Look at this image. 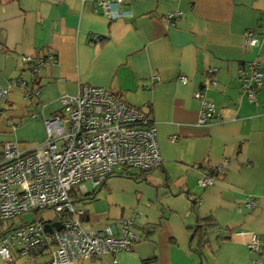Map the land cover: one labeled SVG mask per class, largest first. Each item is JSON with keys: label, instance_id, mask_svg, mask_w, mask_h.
I'll use <instances>...</instances> for the list:
<instances>
[{"label": "crops", "instance_id": "crops-1", "mask_svg": "<svg viewBox=\"0 0 264 264\" xmlns=\"http://www.w3.org/2000/svg\"><path fill=\"white\" fill-rule=\"evenodd\" d=\"M104 1L0 0V87L9 86L0 102V164L5 143L27 154L44 142L43 121L59 113L61 95L84 84L107 89L147 107L160 162L138 180L107 177L87 189L90 199L74 196L90 231L108 225L116 231L131 219L137 237L130 251L76 264H253L248 238L236 232L255 233L264 243V82L252 104L239 70L264 65V0H126L110 8L116 19L108 18ZM176 12L182 15L169 23L166 16ZM247 31L257 40L249 49ZM25 55L55 62L34 74L21 62ZM20 77L26 86L16 83ZM209 77L216 85L203 87ZM200 91L219 115L206 124L194 98ZM225 162L211 186H198L200 167ZM251 199L254 208L243 211ZM205 218L208 245L200 247L192 230ZM220 228L227 232L219 235ZM11 255L0 264H48L50 257L47 250L21 255L18 247Z\"/></svg>", "mask_w": 264, "mask_h": 264}, {"label": "built area", "instance_id": "built-area-1", "mask_svg": "<svg viewBox=\"0 0 264 264\" xmlns=\"http://www.w3.org/2000/svg\"><path fill=\"white\" fill-rule=\"evenodd\" d=\"M100 5L109 9V19H116L120 14L110 8L124 6L126 0H109ZM180 15V12L170 13L166 20L173 24ZM244 36L246 49L257 45L255 31H247ZM21 62L33 73H38L48 62H55V57L25 55L21 56ZM214 71L210 69L207 74ZM178 79L183 84L187 82L184 76ZM239 80L247 100L256 104L257 93L263 87L264 65L255 61L241 66ZM15 81L26 86L21 77ZM211 85L215 86L216 81L209 77L203 87ZM8 94L9 86L0 87L1 103L6 101ZM194 98L200 101V124L219 118L216 108L205 99L202 91L194 93ZM59 104V113L44 119L46 138L33 151L21 154L12 142L3 146L0 221L13 220L25 213L53 212L48 220L21 223L1 236L0 258L4 262L12 261L11 251L18 247L21 255L27 256L47 250L48 264H76L130 251L137 240L131 219L122 220L116 231L110 225L103 230L90 231L83 225L84 209L76 206L73 199L88 194L85 183L97 189L117 168L149 172L159 165L156 131L147 107L129 105L109 90L87 84L80 85L75 94L61 95ZM225 164L200 167L198 186H211ZM254 206L251 199L243 203L242 210L247 212ZM134 216L135 213L131 215ZM56 223L61 225L60 230L56 229ZM46 225L51 231L46 230ZM226 232L223 228L217 231L219 235ZM236 235L248 238L246 245L253 255L252 262L261 264L262 239L246 231H238Z\"/></svg>", "mask_w": 264, "mask_h": 264}, {"label": "trees", "instance_id": "trees-1", "mask_svg": "<svg viewBox=\"0 0 264 264\" xmlns=\"http://www.w3.org/2000/svg\"><path fill=\"white\" fill-rule=\"evenodd\" d=\"M34 74H37V73H34ZM120 169L121 170L118 173L114 171L108 177H111V176H113L115 174H118V175L123 176V177H127V178H132V179L138 180V178H141V176L143 175L142 173H146V172H142V171H140L138 173H134L133 171H131L132 169L127 168V167H120ZM92 194H93V192L92 193H88V194L84 195L83 198L84 199H90ZM208 220H209V218L197 220V225L192 230V239L194 240L195 238H199L200 239V241H199L200 243L198 245H201L200 247H207V245H208V239L206 237L207 234H208L207 233V231H208L207 229L209 228ZM2 223L3 222L0 221V229L2 227ZM0 236H1V234H0Z\"/></svg>", "mask_w": 264, "mask_h": 264}, {"label": "rangeland", "instance_id": "rangeland-1", "mask_svg": "<svg viewBox=\"0 0 264 264\" xmlns=\"http://www.w3.org/2000/svg\"><path fill=\"white\" fill-rule=\"evenodd\" d=\"M4 146V145H3ZM86 189H91V186L89 183H85L84 184ZM81 203V202H79ZM82 203H85L84 205L87 204V201H82ZM87 207V206H85ZM53 212L52 211H43V213H41L40 215H34L33 213H25L20 217H17L16 219L13 220H9V221H4L2 223V227L0 229V234H4V232H7L9 230H11L14 227H17L18 225H20L21 223H31L34 220L37 221H41L43 220H48L50 218H52Z\"/></svg>", "mask_w": 264, "mask_h": 264}, {"label": "water", "instance_id": "water-1", "mask_svg": "<svg viewBox=\"0 0 264 264\" xmlns=\"http://www.w3.org/2000/svg\"><path fill=\"white\" fill-rule=\"evenodd\" d=\"M55 227H56L57 230H60L61 225H59L58 223H56V224H55ZM45 228H46V230H47L48 232L51 231V228L49 227V225H46Z\"/></svg>", "mask_w": 264, "mask_h": 264}]
</instances>
